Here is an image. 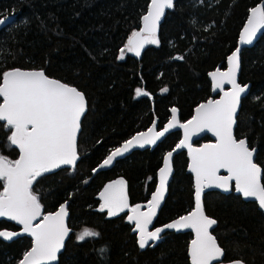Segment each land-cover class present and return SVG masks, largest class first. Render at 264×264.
Here are the masks:
<instances>
[{
  "label": "trees",
  "instance_id": "16d2710c",
  "mask_svg": "<svg viewBox=\"0 0 264 264\" xmlns=\"http://www.w3.org/2000/svg\"><path fill=\"white\" fill-rule=\"evenodd\" d=\"M262 1L174 0L157 33L159 43L147 44L137 58L125 48L140 29L150 0H0V19L5 20L0 25V72L42 69L47 76L76 86L87 101L75 168L44 174L33 185L44 214L64 202L69 205L72 233L56 264H191L189 229L167 231L141 249L139 235L127 220L128 209L111 217L106 209L99 210V193L119 177L126 181L130 207L148 204L166 153L181 140L180 131L171 132L154 149L133 151L108 170L97 174L93 170L155 120L163 128L172 108L179 111L181 121L189 120L212 95L209 72L227 67L250 10ZM240 82L251 87L237 116L236 136L257 149L264 183V32L242 51ZM137 88L148 95L137 97ZM9 135L0 123V154L15 160L19 150L8 146ZM209 140L206 135L198 144ZM188 164L185 151L175 155L154 229L194 208ZM204 205L206 214L217 221L212 233L224 250V262L264 264V213L256 202L243 200L232 189L228 194L205 193ZM85 227L99 236L78 241L77 234ZM19 230L0 218V231ZM31 246L27 235L0 237V264H18Z\"/></svg>",
  "mask_w": 264,
  "mask_h": 264
},
{
  "label": "snow or ice",
  "instance_id": "6c2138e0",
  "mask_svg": "<svg viewBox=\"0 0 264 264\" xmlns=\"http://www.w3.org/2000/svg\"><path fill=\"white\" fill-rule=\"evenodd\" d=\"M174 6V0H150L147 13L143 15V27L134 31L127 41V52L140 55L145 44H158L157 28L165 9ZM6 19V17H5ZM5 23L0 19V25ZM264 29V4L253 7L247 25L243 29L240 41L251 44L258 31ZM239 48L228 57V70H216L210 73L214 91L223 95L218 100H208L195 109V115L187 123H179L177 109L172 108V121L162 131H156L155 125L126 141L116 148L100 165L109 166L116 157L128 152L131 147L154 145L170 129L179 126L184 138L176 146L187 148L191 156V172L195 174V208L189 214L177 218L167 225L148 230L153 217L164 198L168 177L171 175L169 152L164 166L159 170V188L151 196L147 205L129 206L126 182L123 179L109 183L99 193L103 203L100 211L107 209L108 216H116L128 209L131 215L127 220L134 222L139 232V247L149 245V241L159 240L160 233L167 229H193L195 239L191 241V264H223L224 250L219 246L210 229L217 223L208 217L202 205V193L206 188L229 191L233 187L243 198H254L264 209V183L261 182L262 169L254 162L255 149H250L247 140L236 139L233 127L235 115L240 104L241 94L246 86L237 82L239 70ZM124 55L121 49L120 58ZM183 59V57H176ZM231 85L224 91V85ZM163 91H167L164 89ZM147 92L136 89V96H146ZM0 123L10 133L8 146L19 150L18 159L12 160L0 154V217L17 222L23 226V232L33 238L29 251L25 252L20 264H54L58 254L64 248L65 239L71 229L67 226V205H61L55 213L43 214V205L33 185L37 178L62 166L75 168L79 158L77 136L81 127V118L87 107L83 92L60 80L48 77L41 70H21L19 68L0 72ZM209 131L216 137L215 143L194 148L193 135ZM226 175H221V170ZM143 207L147 211H142ZM38 221V222H37ZM20 233L0 231V237L11 240ZM99 233L83 228L77 234L78 241L94 238ZM106 249H100L104 254ZM231 264H243L233 261Z\"/></svg>",
  "mask_w": 264,
  "mask_h": 264
},
{
  "label": "water",
  "instance_id": "95a60500",
  "mask_svg": "<svg viewBox=\"0 0 264 264\" xmlns=\"http://www.w3.org/2000/svg\"><path fill=\"white\" fill-rule=\"evenodd\" d=\"M261 4H264V0L261 2V3H259L256 7H258V6H260ZM149 6H150V3H149ZM149 6H148V8H149ZM148 10V9H147ZM167 12H168V9H165V12H164V15L161 17V19H160V21H159V23H158V28H157V33L159 32V29H160V26H161V24L163 23V21H164V19H165V16H166V14H167ZM147 13V12H146ZM247 25V22H246V24L244 25V27ZM142 27H143V21H142V23H141V27H140V29L139 30H141L142 29ZM244 27L242 28V30H241V32H240V34H239V39H238V46H237V48H239V70H238V72H237V82L241 85V86H246V91L244 92V93H242L241 94V99H240V104H239V107H238V109H237V112H236V115H235V121H236V123H235V125H234V127H233V133H234V136L236 137V139L237 140H239L238 138H237V136H236V126H237V116H238V114H239V112H240V110H241V106H242V101H243V99L249 94V91H250V87H251V85L248 83V84H242L241 82H240V73H241V55H242V51H243V49H245V48H247V47H252L253 45H255V43L259 40V38L261 37V35L263 34V32H264V29H261L260 31H258V33H257V35H256V37L253 39V42L251 43V44H243V43H241V41H240V37H241V35L243 34V29H244ZM138 30V31H139ZM146 45L147 44H145L144 46H143V48L141 49V51H140V55L139 56H136L134 53H133V55L134 56H136L137 58H140L141 57V54H142V52H143V50H144V48L146 47ZM236 48V49H237ZM235 49V50H236ZM234 50V51H235ZM233 51V52H234ZM232 52V53H233ZM231 53V54H232ZM228 67H229V65H228V59H227V67L226 68H221V67H217L215 70H212V71H210L209 72V78H210V80H211V83H212V95H211V97L208 99V100H218V99H220L221 97H222V95H223V92L222 91H220V90H213L214 89V83H213V80H212V77H211V75H210V73H212V72H214V71H216V70H220V71H227L228 70ZM21 70H27V69H21ZM49 77V76H48ZM50 78H52V77H50ZM55 79V78H54ZM58 80V79H57ZM62 82V81H61ZM67 84V83H66ZM69 85V84H68ZM70 86H73V87H75V88H77L76 86H74V85H70ZM78 89V88H77ZM231 89V85H224V91H229ZM79 90V89H78ZM79 91H81V90H79ZM82 92V91H81ZM207 100V101H208ZM207 101H205V102H203V103H206ZM202 104V103H201ZM199 106V105H198ZM197 106V107H198ZM196 107V108H197ZM195 108V109H196ZM195 109H194V113H193V116L195 115ZM85 113H86V111H85ZM84 113V114H85ZM172 116H173V113H172V115H171V117H170V119L165 123V125L163 126V128H159L158 127V120H155L152 124H151V126L148 128V129H146V130H144V131H141V132H138V133H136L135 135H133L131 138H133L134 136H136V135H138L139 133H142V132H148V130L150 129V128H152V126L153 125H155V128H156V131H162L165 127H167L168 126V124L172 121ZM176 116H177V120L179 121V123H187L189 120H191L192 118H193V116L189 119V120H187V121H181V119H180V116H179V111L177 110V113H176ZM83 117H84V115L82 116V118H81V122H82V119H83ZM80 131H81V127H80ZM80 131H79V133H78V136H77V142H78V137H79V134H80ZM174 131H180L181 132V140L184 138V131H183V129L182 128H180L179 126H177V127H175V128H172V129H170L167 133H165V135L163 136V137H161V139L160 140H158L154 145H145L144 147H139V146H135V147H131L130 149H129V151L128 152H126V153H124L122 156H119V157H116L115 158V160L112 162V164L111 165H109V166H106V167H103V168H101L100 167V165L103 163V161L107 158H105L101 163H99V165L93 170V174H97L98 172H100V171H105V170H108V169H110L111 167H113L114 165H115V163H116V161L117 160H119V159H121V158H124V157H126V156H128V155H130L133 151H136V150H144V149H148V148H150V149H154L160 142H162L165 138H166V136L167 135H169L171 132H174ZM209 136L210 137V140L209 141H202L200 144H198V142L199 141H201L205 136ZM131 138H129V139H131ZM128 139V140H129ZM244 139H246V138H244ZM128 140H126V141H128ZM180 140V141H181ZM247 140V139H246ZM126 141H124L119 147H122V145L126 142ZM179 141V142H180ZM191 144H192V147H194V148H198V147H202L204 144H209V143H215L216 142V137L213 135V133H211V132H209V131H204V132H199L198 134H195V135H193L192 136V138H191ZM247 143H248V140H247ZM179 144V143H178ZM177 144V145H178ZM176 145V146H177ZM248 146H249V143H248ZM119 147H117V148H119ZM249 148L250 149H255V151H254V156H253V159H254V162L255 163H257V161H256V157H257V149L256 148H251L250 146H249ZM115 150V149H114ZM113 150V151H114ZM182 151H185L186 153H187V156H188V159H189V164H188V168H187V172L188 173H190L191 175H192V177H193V181H194V190H195V174L193 173V172H191V170H190V168H191V163H192V160H191V156L189 155V152H188V149L187 148H182V149H178L177 147H175L174 149H172L171 151H169V152H172L173 153V155H172V158H171V168H172V161H173V159H174V157H175V155L176 154H178V153H180V152H182ZM168 152V153H169ZM168 153H166V155H165V157H164V160H165V158L167 157V154ZM111 154V153H110ZM109 154V155H110ZM78 161H79V158H78V160H77V162H76V164L78 163ZM258 164V163H257ZM259 165V164H258ZM164 166V161H163V165L161 166V168ZM260 166V165H259ZM65 167H71V166H62L60 169H62V168H65ZM261 167V166H260ZM160 168V169H161ZM261 169H262V167H261ZM58 170V169H57ZM220 174L221 175H226L227 173L225 172V170H221V172H220ZM171 178H172V172H171V175L168 177V180H167V184H166V191H165V194H164V198H165V196H166V194H167V190H168V187H169V184H170V181H171ZM261 182L263 183V169H262V176H261ZM159 188V174H158V183H157V187H156V190ZM232 189H234V182H233V187H232ZM231 189V190H232ZM155 190V191H156ZM231 190H229V191H224L223 189H217V188H206L205 190H204V192L202 193V205H203V209H204V212H205V214H206V211H205V205H204V196H205V193H207V192H209V191H219V192H221V193H224V194H228V193H230L231 192ZM236 192V191H235ZM155 193V192H154ZM153 193V194H154ZM236 194H238V195H240L241 197H242V194H240V193H237L236 192ZM194 197H195V193H194ZM164 198H163V200H164ZM243 198V197H242ZM163 200L160 202V204L163 202ZM243 200H245V201H254V202H256L257 204H258V201H256L254 198H243ZM64 204H66L67 205V211H68V217H67V219H66V223H67V226L69 227V218H70V212H69V205H68V203L67 202H64V203H62L61 205H64ZM60 205V206H61ZM59 206V207H60ZM259 206V205H258ZM59 207L54 211V212H49V213H55L56 211H58V209H59ZM194 208H195V198H194ZM194 208L192 209V210H194ZM260 208V207H259ZM261 209V208H260ZM191 210V211H192ZM262 211H263V213H264V209H261ZM190 211V212H191ZM190 212H188V213H186V214H184V215H182V216H185V215H187V214H189ZM49 213H46V214H49ZM45 214V215H46ZM207 215V214H206ZM208 216V215H207ZM181 217V216H180ZM209 217V216H208ZM1 219H6V220H9V221H11V222H13V223H15L16 225H18L19 227H20V230H19V232H17V233H20L19 235H27V236H29V237H31L30 235H28L27 233H24L23 232V226L22 225H19L17 222H15V221H12V220H10V219H8L7 217H0ZM177 218H179V217H177ZM177 218H175V219H173V220H171L170 222H168V223H171V222H173V221H175ZM38 222V221H37ZM168 223H166V224H164V225H162L161 227H163V226H165V225H167ZM70 228V227H69ZM158 228H160V227H158ZM213 228V227H212ZM212 228L210 229V232H211V234L213 235V236H215L213 233H212ZM71 229V228H70ZM153 230H155V229H153ZM152 230V231H153ZM183 230H186V229H181V230H175V229H167V228H165V230L163 231V232H161L160 233V236L161 235H163L165 232H167V231H172V232H180V231H183ZM190 231H192V233H193V238L191 239V241L193 240V239H195V231L193 230V229H189ZM71 233H72V229H71V231H70V233H69V235H68V237L65 239V244H64V248L61 250V252L58 254V259H57V261L56 262H54V264H56V263H58V261H59V257L61 256V254L63 253V251L65 250V247H66V244H67V241H68V239H69V237H70V235H71ZM216 238V237H215ZM31 239H32V244H33V238L31 237ZM217 240V239H216ZM191 241H190V244H189V256H190V246H191ZM218 242V241H217ZM219 244V243H218ZM220 246V245H219ZM32 247V246H31ZM31 249V248H30ZM29 249V250H30ZM28 250V251H29ZM224 259V256L222 257V260ZM22 260V259H21ZM20 260V261H21ZM20 261L18 262V264H20ZM234 261H241V260H234ZM190 262H191V259H190ZM231 262H233V261H231ZM231 262H224L223 261V264H231ZM243 262V261H242ZM213 264H217V262H213ZM243 264H245L244 262H243Z\"/></svg>",
  "mask_w": 264,
  "mask_h": 264
},
{
  "label": "rangeland",
  "instance_id": "374dc122",
  "mask_svg": "<svg viewBox=\"0 0 264 264\" xmlns=\"http://www.w3.org/2000/svg\"><path fill=\"white\" fill-rule=\"evenodd\" d=\"M125 52H127V50H126V48H125ZM125 54V53H124ZM124 56V55H123ZM119 179H123L124 181H125V179L124 178H122V177H119V178H117V179H115V180H113V181H110L109 183H112V182H114V181H116V180H119ZM126 182V181H125ZM109 183H107L104 187H103V189L109 184ZM103 189L101 190V192L103 191ZM126 191H127V184H126ZM102 203H103V201H102ZM140 205H147V204H140ZM107 210V209H106ZM142 211H147V208L146 207H143L142 209H141ZM44 214V213H43ZM129 215H131V212H130V214ZM133 224H134V222H132ZM151 225H152V223L149 225L150 227H151ZM134 226H135V224H134ZM148 226V227H149ZM149 229V228H148ZM137 233H138V235H139V232H138V230H137ZM158 241V240H157Z\"/></svg>",
  "mask_w": 264,
  "mask_h": 264
},
{
  "label": "flooded vegetation",
  "instance_id": "af4514ba",
  "mask_svg": "<svg viewBox=\"0 0 264 264\" xmlns=\"http://www.w3.org/2000/svg\"><path fill=\"white\" fill-rule=\"evenodd\" d=\"M153 219H154V217H153ZM134 225V224H133ZM149 229V231H152L153 229H154V227H153V220H152V225H151V227L149 226L148 227ZM134 230H135V226H134ZM136 232H137V230H135Z\"/></svg>",
  "mask_w": 264,
  "mask_h": 264
}]
</instances>
